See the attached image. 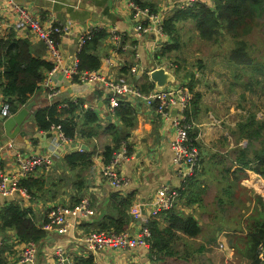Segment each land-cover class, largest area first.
I'll list each match as a JSON object with an SVG mask.
<instances>
[{
    "label": "crops",
    "instance_id": "crops-1",
    "mask_svg": "<svg viewBox=\"0 0 264 264\" xmlns=\"http://www.w3.org/2000/svg\"><path fill=\"white\" fill-rule=\"evenodd\" d=\"M9 1L0 0V39L6 38L10 33H14L17 38L28 39L34 55L51 61L44 42L37 35L12 27V17L8 10ZM12 1L27 5L31 11L41 16L53 15L57 19L56 23L60 24L62 22L58 18V13L65 14L67 24L71 25L68 31L59 36L58 41L66 66L78 57L83 46L80 44L81 36L93 26H100L99 30L105 29L107 32L106 38L97 50L101 57L99 70L105 76L139 85L145 83V76L150 77L152 70L164 67L170 73L171 79L164 87H159L154 82L156 86L153 89H167L177 83H184L180 81V77L186 84L192 86L194 99L190 114L194 127L191 134L201 151L199 167L194 176V192L200 199H195V202L188 205L187 199L180 196L176 207L181 213L189 215V211L192 212L194 209L199 214L203 211L216 212L217 208L207 207L206 196L217 198L224 204V208L235 206L241 211L243 207L249 206L248 197L251 193L264 199V178L245 167L244 161H241L243 159L247 162L253 155L251 149L258 150L262 143L260 138L250 140L247 137L246 126L254 117L264 122L263 40L256 45L246 42L243 49L237 51L233 34L225 31L231 43L227 42L224 45L221 42L212 43L204 40L211 45L206 47L201 45L195 52L197 60L184 63L182 56L187 57L192 47L191 40L194 42L203 40L198 30L194 32L191 28V31L186 29V25H193V21L187 20L177 24L179 51L161 55L159 53L162 48L172 43L171 34L165 31L167 35L162 36L153 25L149 33H137L135 30L137 19L132 14L129 3L132 1L150 7L160 13L165 22L176 9L185 8L188 0ZM197 1L209 6L215 5L214 0ZM113 27L125 33L128 41H135L138 57L131 52L114 50L109 37L110 29ZM183 37L189 39L186 45L184 39L181 41ZM161 41L163 43H160ZM133 65H138V72L131 71ZM124 68H128L129 71L123 72ZM3 70L4 68L0 67V72ZM47 73L48 70L44 73L43 80ZM1 74L0 111L8 104L3 93ZM150 80L152 81L151 77ZM51 83L58 89L57 95L50 97L49 90L40 86L30 99L35 105L22 126V130L27 132L26 137L19 135L14 140L8 138L0 113V170L14 172L17 169L16 156L19 152L26 156L49 152L56 133L39 129L34 118L39 108L53 103L62 105L68 101L80 100L85 109H91L98 115L100 127L95 128V124L90 129L94 133L90 137L79 134L75 141L63 143L51 166L40 167L28 176L30 183L28 195L16 194L7 198L0 196V210L7 201L19 205L28 211L27 218L32 219L38 228L43 229L42 224L52 208L62 206L70 210L81 199L88 198L93 209L92 215L74 218L68 214L69 225L66 231H60L58 228L45 230V235L36 241L39 251L36 264H58V258L54 253L57 248L63 250L69 264H77L81 259L88 257H92L94 262L97 261L99 264H154L150 246H137L120 251L96 250L87 244L85 238L88 234L99 231L98 228L103 223L118 218L115 194L119 196V200H130L126 209L129 219L125 231L135 235L144 223L153 218L151 210L157 189L163 184L170 186L180 184L181 179L173 164L171 142L174 130L171 119L162 117L144 103L137 102L133 103L137 106L135 124L125 129L123 122L109 109L108 97L103 89L90 82L69 78L62 72L56 73ZM172 107L170 113L174 116L177 113V106ZM110 124H115L120 132H130L127 141L131 147V156L128 160L122 161L118 168L119 174L125 180L120 187L113 186L111 180L103 173L105 165L103 150L107 145H111L113 135L117 134L115 129L110 128L112 131L108 129ZM49 133L52 135L48 136ZM92 150L93 156L87 163L71 167L65 160L66 155L70 153ZM191 207L193 210H190ZM219 209L222 210L221 207ZM193 216L200 225L201 219ZM159 218L163 220L162 215ZM166 224L167 222L163 220L162 225ZM111 231H114V228ZM218 235L219 232H216L215 236L211 237L212 242L217 241L220 252L224 255L229 254L228 250L220 248L223 237L216 240ZM26 242L20 240L15 228L0 227V264H19L18 258ZM191 244L189 241L188 246ZM199 245L198 249L192 250L198 252V259L219 264L217 258L206 256L207 251L199 253L201 246L207 249L206 244ZM168 257L170 256L166 258Z\"/></svg>",
    "mask_w": 264,
    "mask_h": 264
},
{
    "label": "trees",
    "instance_id": "trees-1",
    "mask_svg": "<svg viewBox=\"0 0 264 264\" xmlns=\"http://www.w3.org/2000/svg\"><path fill=\"white\" fill-rule=\"evenodd\" d=\"M214 4L213 9L212 6L196 0L192 4L186 5L185 8L176 9L169 15L164 22V29L168 34H171L172 43L163 47L159 54L166 55L179 51L180 40L177 32V24L179 22L193 21L201 38L212 43H220L221 29H225V31L232 33L233 37L239 38L242 33L250 29L245 23L248 16H264V0H214ZM106 36L107 32L105 29L97 30L93 37L82 46L78 53L79 68L81 70L100 68L101 57L97 50ZM131 43L136 45L135 41L131 40ZM245 45L246 41L238 40L237 51L243 49ZM130 52L133 53V51ZM0 67L4 68L0 72L2 73L1 84L3 93L9 104L10 112L14 114L27 104L40 88L44 73L53 67V63L34 55L28 39L17 38L14 33H10L6 38L0 39ZM125 71H129L128 68H124L123 72ZM139 86L143 92L148 93L156 84L146 75L145 83L139 84ZM189 87L192 89L191 85ZM82 103V101L76 100L66 102V106H62L60 103H53L50 106L39 108L34 115L36 124L42 131H51L52 126L59 128L72 141H75L79 134L90 137L94 134L90 129L95 124V128L100 127L98 123L100 118L93 110L85 109ZM136 111L137 106L132 102H122L120 106L114 109V114L123 122V127L126 129L134 126ZM189 116L192 117L190 113ZM114 125L110 124L108 127L109 130H111L110 128L115 129L117 134L113 135L111 145H107L103 150L105 164L110 162L114 149L123 141L127 142L131 152L130 144L127 141L130 132H120L117 126ZM246 127L247 137L250 140L260 138L262 143L258 150L251 149L253 155L248 158L247 162L243 159L241 161H244L245 167L264 178V122L258 121L254 117L248 122ZM190 136L194 139L191 133ZM195 143L197 144V142ZM197 146L199 147L198 144ZM93 153V150L77 151L66 155L65 160L71 167H76L78 164L90 161ZM194 182L195 177L187 183L184 190H181L180 196L187 199L188 205L195 202V196H198L194 192ZM22 184L30 191V183L27 178L23 180ZM114 198L119 216L100 225L99 231L114 228V231L120 233L126 230V224L129 219L126 209L130 200H119L117 194L114 195ZM256 202L254 209L247 215L244 226L239 228L244 231L235 230V232L230 233L228 238V243L243 260H246L244 262L247 264H264L259 257V246L264 243L263 197L256 195ZM161 215L163 220L167 222L166 225H162L163 220L159 218ZM161 215L151 218L146 223L151 231L150 252L153 258L157 260L173 256L176 250L175 245L179 240L183 241L185 237H196L202 231L198 220L193 215H185L177 207L165 213L163 212ZM27 217L28 211L26 209L7 201L0 210V227L15 228L21 241H39L45 235V230L38 228L35 222ZM184 243L188 245L189 241L186 240ZM205 250L206 248L201 246L199 253ZM194 253L197 254L198 252ZM77 264H94V260L92 257H88L81 259ZM198 264L213 263L200 259Z\"/></svg>",
    "mask_w": 264,
    "mask_h": 264
},
{
    "label": "built area",
    "instance_id": "built-area-1",
    "mask_svg": "<svg viewBox=\"0 0 264 264\" xmlns=\"http://www.w3.org/2000/svg\"><path fill=\"white\" fill-rule=\"evenodd\" d=\"M196 0H188L190 5ZM129 7L132 14L136 17L137 33H149L153 27L162 36H166L164 29L163 16L152 10L150 7H145L130 2ZM5 10L7 11L6 7ZM9 15L12 17L11 23L14 29H24L39 37L46 46V50L51 58L53 67L48 70L47 76L40 82V86L49 90V96L54 97L58 94V89L51 83V79L58 72H62L65 76L80 82L93 83L98 88L103 89L104 94L108 97V107L111 111L122 102H142L149 108H152L157 114L162 117L171 119L174 136L171 142L173 152V164L176 172L180 177L178 186L161 185L155 195L154 204L151 210L153 217H159L163 212H167L175 208L177 201L181 195V190H184L187 183L196 175L201 159L200 148L190 136L193 130L194 123L190 113L191 103L194 99V92L186 83H177L167 89H153L148 93L141 90L137 84H132L122 79L105 76L99 69L81 70L79 68V59L75 58L70 65L64 64L63 54L59 47V36L69 30L71 24L62 25L56 23L57 19L53 15H39L29 9L25 4L9 1ZM8 13V11H7ZM14 16V17H13ZM100 26H93L87 30L80 38V44L84 45L90 40L94 33L99 30ZM110 40L115 51L130 52L138 57L137 44H132L128 41L125 33L120 32L116 27L110 29ZM160 43H163L161 41ZM109 61V59H107ZM133 73L138 72V65H133L131 68ZM63 103L62 106H66ZM176 107V115L171 116L172 106ZM1 117L6 119L13 113L9 110V104L0 111ZM51 131L56 133L53 144L47 153H38L26 156L23 153H18L16 156L17 169L14 172L0 170V196L3 198L12 197L16 194L27 196L28 188L23 185V180L28 178L30 174L38 168H48L54 163V160L63 145L70 141L64 132L59 128L52 126ZM131 154L127 142H121L114 149L111 160L104 165L103 173L111 180L115 187H120L124 183V179L118 172L120 164L124 160H128ZM70 214L74 218L88 217L93 214L90 200L83 198L72 209H66L62 206L52 208L47 219L43 222L44 230H53L58 228L60 231H66L69 222L67 215ZM151 231L144 223L138 234L131 235L129 232H115L111 230H101L88 234L86 236L87 244L96 250L112 249L115 251L133 249L137 246H150ZM223 247V244H220ZM38 247L35 241H27L22 249L18 263L19 264H36L38 256ZM58 258V264H69L67 258L63 254L61 248L54 250ZM259 257L264 261V243L259 246ZM94 264H99L97 261Z\"/></svg>",
    "mask_w": 264,
    "mask_h": 264
},
{
    "label": "rangeland",
    "instance_id": "rangeland-1",
    "mask_svg": "<svg viewBox=\"0 0 264 264\" xmlns=\"http://www.w3.org/2000/svg\"><path fill=\"white\" fill-rule=\"evenodd\" d=\"M213 2V0H212ZM191 4V3H190ZM212 7H214L212 5ZM246 26L250 27L249 31L241 34L239 38L234 37L233 41L237 43L238 40H245L250 45H256L259 41H264V16L262 17H250L248 16L246 21ZM190 28L194 31L197 30L193 25H186V29L189 31ZM195 32V31H194ZM246 34V35H244ZM220 41L224 45L230 41V38L228 35H225V29H221L220 34ZM183 39L186 42L189 39L182 38L181 41L183 42ZM203 39V38H202ZM191 40V39H190ZM192 41V47L189 49V53L187 54L186 58L182 59L184 63H188L189 61L193 62L197 60V55L195 54L197 49H200V46L203 45L206 47V45H211L208 42L203 40H197L194 42ZM181 42V45H182ZM184 45V46H185ZM173 61V60H172ZM185 65V64H184ZM180 81L186 83L183 81V78L180 77ZM195 199H198V196H195ZM248 200L250 202L249 206L246 208L243 207L242 211L238 209L235 206H227L224 208V204L221 203V201L217 198H213L211 196H206V204L207 207L216 209V212H201V214L197 213V210H193L192 207L190 210H193L192 212L189 211V215H195L199 219H201V228H202V235L196 237L187 238L185 237L183 241L179 240L175 245V253L173 256H170L166 258V260H157L156 258H153L155 261L154 264H198L200 262V259H198V254L194 253V249H198L200 246L199 244H206L207 251L206 256H210L211 258H217L219 264H247L246 260H243L235 251V249L228 243V238L230 233L235 232V230H238L239 232H243L242 228L246 222V217L251 212L255 205H256V195L252 194L248 197ZM179 202V201H178ZM184 202V201H183ZM214 203V204H213ZM183 204V203H182ZM190 207V206H188ZM219 207L222 208L219 209ZM245 209V210H244ZM219 232V235L217 236L216 240L223 237V239L220 241V244H223L224 246L220 248L228 250L229 254L224 255L223 252H220L218 245L216 244L217 241L212 242L213 238L211 237L215 236V233ZM191 241L192 244L189 247L187 244L185 245L184 241ZM219 242V241H218ZM190 254V255H189ZM187 257V258H186ZM228 257V259L226 258ZM226 259L228 261H226ZM211 260V259H210ZM264 262V261H263Z\"/></svg>",
    "mask_w": 264,
    "mask_h": 264
},
{
    "label": "water",
    "instance_id": "water-1",
    "mask_svg": "<svg viewBox=\"0 0 264 264\" xmlns=\"http://www.w3.org/2000/svg\"><path fill=\"white\" fill-rule=\"evenodd\" d=\"M58 18L61 20L63 25H67V18L65 17V14L58 13ZM150 77L152 81L155 82L159 87L166 86V84L171 79L170 73L164 67L155 68L154 70H152V72L150 73ZM34 105L35 102L30 101L25 104L22 108H20L16 113L3 120V128L5 131V135L8 138L14 140L19 135L26 137L27 132L22 130V126ZM51 135V133L48 134V136ZM84 147L86 146H82V148Z\"/></svg>",
    "mask_w": 264,
    "mask_h": 264
}]
</instances>
